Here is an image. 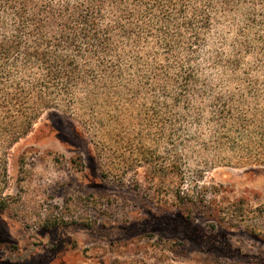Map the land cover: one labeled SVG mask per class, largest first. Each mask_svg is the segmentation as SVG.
<instances>
[{
    "label": "trees",
    "instance_id": "trees-1",
    "mask_svg": "<svg viewBox=\"0 0 264 264\" xmlns=\"http://www.w3.org/2000/svg\"><path fill=\"white\" fill-rule=\"evenodd\" d=\"M47 111L170 144L181 181L189 161L264 164V0H0V196Z\"/></svg>",
    "mask_w": 264,
    "mask_h": 264
},
{
    "label": "rangeland",
    "instance_id": "rangeland-1",
    "mask_svg": "<svg viewBox=\"0 0 264 264\" xmlns=\"http://www.w3.org/2000/svg\"><path fill=\"white\" fill-rule=\"evenodd\" d=\"M73 119L47 111L11 149L0 264H264V164L189 161L181 181L170 144L95 141Z\"/></svg>",
    "mask_w": 264,
    "mask_h": 264
}]
</instances>
